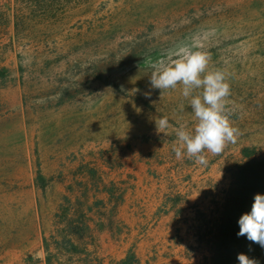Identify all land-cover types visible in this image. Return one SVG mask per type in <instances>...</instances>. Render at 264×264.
<instances>
[{
    "label": "rangeland",
    "instance_id": "rangeland-1",
    "mask_svg": "<svg viewBox=\"0 0 264 264\" xmlns=\"http://www.w3.org/2000/svg\"><path fill=\"white\" fill-rule=\"evenodd\" d=\"M180 47L207 52L231 86L240 135L205 165L173 152L174 129L195 124L181 86L150 89L151 65ZM165 116L172 127L157 133ZM243 148L264 154V0H0V264H72L75 250L50 237L55 214L68 221V190L103 180L159 195L121 225L123 252L198 264L200 214ZM159 200L173 221L153 215Z\"/></svg>",
    "mask_w": 264,
    "mask_h": 264
},
{
    "label": "clouds",
    "instance_id": "clouds-1",
    "mask_svg": "<svg viewBox=\"0 0 264 264\" xmlns=\"http://www.w3.org/2000/svg\"><path fill=\"white\" fill-rule=\"evenodd\" d=\"M174 55L176 58L170 54L167 60L151 65L150 89H159L162 93L181 86V94L189 100L195 124L192 128L180 125L174 129L173 152L178 160L187 158L205 165L206 153L222 154L225 147L235 143L240 135L227 108L231 86L223 70L209 69L211 58L207 52L180 47ZM144 96L150 99L151 91L145 92ZM155 125L157 133L164 134L172 127L166 116L156 119ZM238 225V236H246L264 248V195L257 193L254 196L250 212L240 216ZM237 260L239 264H259L244 253L238 254Z\"/></svg>",
    "mask_w": 264,
    "mask_h": 264
},
{
    "label": "crops",
    "instance_id": "crops-1",
    "mask_svg": "<svg viewBox=\"0 0 264 264\" xmlns=\"http://www.w3.org/2000/svg\"><path fill=\"white\" fill-rule=\"evenodd\" d=\"M101 183V187H89L84 192L68 190L66 199L69 210L63 218L68 217V221H61L59 214H55L50 237L58 244L64 240L75 250L70 251L72 264H105L101 256H111L114 264L124 260L128 253L123 252L125 243L124 236L119 234L121 225H133L140 205L150 196H153V203L154 200L158 201V194L121 190L117 188L115 180L107 183L103 180ZM168 205L166 201L159 200L153 215L157 214V218L169 216L173 221V211L169 210Z\"/></svg>",
    "mask_w": 264,
    "mask_h": 264
},
{
    "label": "trees",
    "instance_id": "trees-1",
    "mask_svg": "<svg viewBox=\"0 0 264 264\" xmlns=\"http://www.w3.org/2000/svg\"><path fill=\"white\" fill-rule=\"evenodd\" d=\"M15 26H18V20ZM241 155L242 161L233 169L230 188L220 200L213 202L215 208L200 214L196 237L197 249L203 252V258L198 264H239L237 256L240 253L264 264V248L246 236L237 235L240 216L250 212L257 193L264 195V154L243 148ZM39 179H43L41 175ZM118 264H139V261L131 251Z\"/></svg>",
    "mask_w": 264,
    "mask_h": 264
}]
</instances>
